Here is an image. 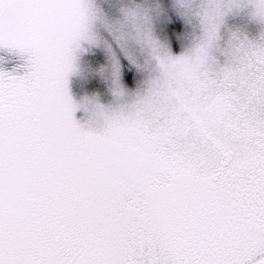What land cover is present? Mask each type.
<instances>
[{"label": "snow or ice", "instance_id": "obj_1", "mask_svg": "<svg viewBox=\"0 0 264 264\" xmlns=\"http://www.w3.org/2000/svg\"><path fill=\"white\" fill-rule=\"evenodd\" d=\"M0 264H264V0H0Z\"/></svg>", "mask_w": 264, "mask_h": 264}]
</instances>
